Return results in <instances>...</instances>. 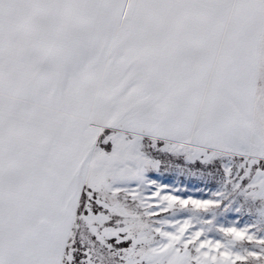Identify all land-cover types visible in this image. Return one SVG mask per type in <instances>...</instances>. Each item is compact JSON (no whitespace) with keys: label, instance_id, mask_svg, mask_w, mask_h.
Returning <instances> with one entry per match:
<instances>
[{"label":"snow or ice","instance_id":"6c2138e0","mask_svg":"<svg viewBox=\"0 0 264 264\" xmlns=\"http://www.w3.org/2000/svg\"><path fill=\"white\" fill-rule=\"evenodd\" d=\"M0 264H264V0H0Z\"/></svg>","mask_w":264,"mask_h":264}]
</instances>
